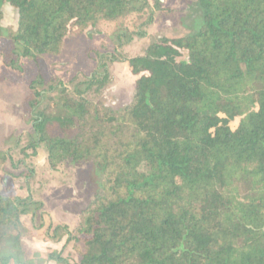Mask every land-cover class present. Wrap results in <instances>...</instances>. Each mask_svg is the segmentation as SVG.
I'll use <instances>...</instances> for the list:
<instances>
[{"label":"trees","instance_id":"obj_1","mask_svg":"<svg viewBox=\"0 0 264 264\" xmlns=\"http://www.w3.org/2000/svg\"><path fill=\"white\" fill-rule=\"evenodd\" d=\"M5 3L19 12L15 32L4 29ZM198 3L195 32L162 37L144 55L100 56L126 61L137 77L121 109L89 96L109 73L74 79L71 92L42 73L31 82L32 109L48 90L61 94L56 112L39 111L28 148L43 144L53 169L91 163L100 174L78 224L53 231L81 257L54 250L58 264H264V0ZM148 9L142 0H0V37L10 41L2 61L23 73L26 60L61 57L71 35ZM8 156L0 150V169ZM43 207L0 194V264H31L22 236L28 217L45 227Z\"/></svg>","mask_w":264,"mask_h":264},{"label":"rangeland","instance_id":"obj_2","mask_svg":"<svg viewBox=\"0 0 264 264\" xmlns=\"http://www.w3.org/2000/svg\"><path fill=\"white\" fill-rule=\"evenodd\" d=\"M142 1L148 5V11L116 23L102 20L91 32L73 34L67 39L61 57L44 59L37 64L26 60L23 73L3 63L2 51L10 41L0 37V72L5 76L0 81V150L9 155L0 169V194L13 199L31 196L44 203L45 227L36 229L28 217L22 236L24 257L31 264H58L50 258L54 250L62 251L71 262L80 260V254L74 242L67 240V234L59 242L52 234L58 225L73 229L78 224L80 211L93 200L100 187V174L91 163L65 161L53 169L43 144L37 148V153L28 148L39 111L48 106V112H56L61 94L57 88L48 90L38 107L32 109L28 103L30 84L42 73L47 86L61 81L71 92L74 79L82 81L96 72L104 76L109 73L106 86L89 96L113 109L129 104L135 94L137 77L130 72L126 61H101L100 56L116 49L125 57L144 55L147 47L162 37H180L195 32L203 17L198 0ZM3 9L4 29L17 31L18 10L9 3H5ZM151 11L154 21L147 24ZM136 32H142V35ZM105 62L107 66L103 68ZM50 131L53 135L63 136L59 125H54ZM47 227H50L49 233Z\"/></svg>","mask_w":264,"mask_h":264}]
</instances>
